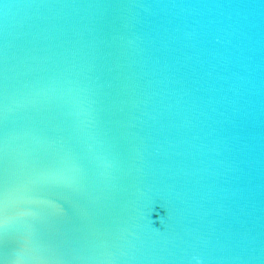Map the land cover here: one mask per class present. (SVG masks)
Segmentation results:
<instances>
[{"label": "water", "instance_id": "95a60500", "mask_svg": "<svg viewBox=\"0 0 264 264\" xmlns=\"http://www.w3.org/2000/svg\"><path fill=\"white\" fill-rule=\"evenodd\" d=\"M0 264H264V0H0Z\"/></svg>", "mask_w": 264, "mask_h": 264}]
</instances>
